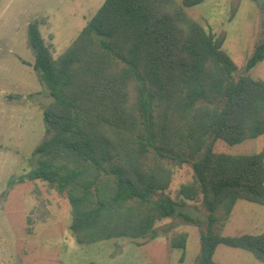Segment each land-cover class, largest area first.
<instances>
[{
  "label": "trees",
  "instance_id": "obj_1",
  "mask_svg": "<svg viewBox=\"0 0 264 264\" xmlns=\"http://www.w3.org/2000/svg\"><path fill=\"white\" fill-rule=\"evenodd\" d=\"M204 1L106 0L58 57L41 33L47 19L28 25L35 59L23 64L53 101L42 111L36 167L16 183L41 181L66 196L79 244L156 240L158 223L180 216L204 225L196 264H214L221 245L264 263V233L222 234L238 201L264 206V150L215 151L218 140L235 146L264 135V81L237 78L226 32L216 35L186 12ZM240 5L232 0L229 21ZM263 61L261 43L247 71ZM187 164L193 180L176 201L167 191ZM197 201L204 222L181 212ZM28 223L32 234L36 218ZM187 243L186 233L171 239L172 249Z\"/></svg>",
  "mask_w": 264,
  "mask_h": 264
},
{
  "label": "rangeland",
  "instance_id": "obj_2",
  "mask_svg": "<svg viewBox=\"0 0 264 264\" xmlns=\"http://www.w3.org/2000/svg\"><path fill=\"white\" fill-rule=\"evenodd\" d=\"M106 0H0V264H196L200 254V230L177 216L159 222V237L152 241L118 239L90 245L77 242L70 231L71 206L41 181H16L36 167L35 147L45 133L42 111L53 101L33 64L28 25L46 18L44 40L55 57L63 54ZM182 4L183 0H176ZM232 0H205L185 8L206 30L226 32L224 51L237 67L236 77L249 75L264 81V61L247 71L249 59L264 43V0H241L229 21ZM13 96V98H10ZM264 150V135L230 146L218 140L217 153L252 155ZM190 164L175 169L168 194L181 200L179 188L193 180ZM38 209L40 211H38ZM181 212L203 222L200 201L189 202ZM29 217L36 218L33 233ZM186 233V250L172 249L171 239ZM264 233V206L237 202L222 232L224 236ZM214 264H264L250 252L221 245Z\"/></svg>",
  "mask_w": 264,
  "mask_h": 264
}]
</instances>
